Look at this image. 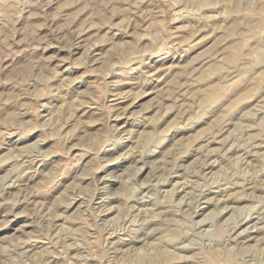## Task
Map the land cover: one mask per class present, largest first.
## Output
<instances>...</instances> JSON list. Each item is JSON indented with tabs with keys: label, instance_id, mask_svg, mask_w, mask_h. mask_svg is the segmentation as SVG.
Segmentation results:
<instances>
[{
	"label": "rangeland",
	"instance_id": "1",
	"mask_svg": "<svg viewBox=\"0 0 264 264\" xmlns=\"http://www.w3.org/2000/svg\"><path fill=\"white\" fill-rule=\"evenodd\" d=\"M0 264H264V0H0Z\"/></svg>",
	"mask_w": 264,
	"mask_h": 264
},
{
	"label": "bare ground",
	"instance_id": "2",
	"mask_svg": "<svg viewBox=\"0 0 264 264\" xmlns=\"http://www.w3.org/2000/svg\"><path fill=\"white\" fill-rule=\"evenodd\" d=\"M236 235V234H235Z\"/></svg>",
	"mask_w": 264,
	"mask_h": 264
}]
</instances>
